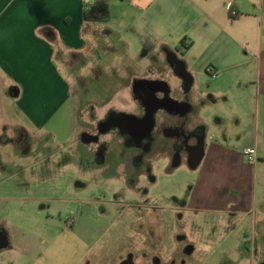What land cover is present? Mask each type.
<instances>
[{"label":"crops","instance_id":"0c3cea01","mask_svg":"<svg viewBox=\"0 0 264 264\" xmlns=\"http://www.w3.org/2000/svg\"><path fill=\"white\" fill-rule=\"evenodd\" d=\"M93 1L0 0V73L16 93L19 114L36 131L60 110L72 117L83 67L113 86L107 109L136 110L142 101L135 85L143 81L162 83L176 96L181 87L198 129L191 142L200 156L191 208L237 211L264 225V184L257 182L260 170L264 175V0H108L109 19L86 22L83 9ZM208 66L216 77L205 72ZM176 104L173 110L187 109ZM209 108L214 120L204 129ZM236 128L240 144L232 139ZM8 131L27 132L20 126ZM35 140L31 145L38 135ZM247 147L255 148V163L246 161ZM20 155L10 167L0 161V264H92L91 240L86 245L75 232L86 208L76 209L71 224H53L42 198L48 195L31 185L21 189L24 178L42 176V160L26 164ZM51 156L42 159L52 162Z\"/></svg>","mask_w":264,"mask_h":264},{"label":"rangeland","instance_id":"374dc122","mask_svg":"<svg viewBox=\"0 0 264 264\" xmlns=\"http://www.w3.org/2000/svg\"><path fill=\"white\" fill-rule=\"evenodd\" d=\"M82 71L83 84L77 87L79 92L73 91L80 98L79 108L72 117L58 111L44 131H36L19 114L13 87L0 73V161L10 167L17 154L27 158L26 164L42 160L38 165L42 176L31 181L24 178L21 189L31 185L33 191L48 195L42 197L51 206L53 220L48 219L56 225L68 224V219L78 217V207L86 208L75 232L86 245L91 240L92 264H120L130 258L135 264H264V225L254 223L252 215L237 211L219 215L191 208L199 167L190 162L195 150L191 142L198 138V129L181 87L179 96L168 90L161 96L186 104L187 110L159 106L148 113L151 130L135 134L128 121L142 122L144 105L133 111L107 109L113 86L89 67ZM203 115L206 129L214 116L210 108ZM83 125L87 130L80 131ZM16 126L26 127L27 132L8 131ZM238 132L236 128L232 139L240 144ZM67 134L69 141L63 142ZM37 135L39 140L31 145ZM50 154L52 162L42 159ZM257 176L262 187L261 170ZM58 209L61 213L55 212Z\"/></svg>","mask_w":264,"mask_h":264},{"label":"flooded vegetation","instance_id":"af4514ba","mask_svg":"<svg viewBox=\"0 0 264 264\" xmlns=\"http://www.w3.org/2000/svg\"><path fill=\"white\" fill-rule=\"evenodd\" d=\"M139 85H141V87H139L137 89L140 92L136 93V95L138 96L141 93L143 94L140 96L143 98L141 100L142 101L141 103L144 105V112L143 113L141 112V114H143L147 117V114L149 112H152V111L156 112V110L159 109V106H166V104L169 103V101L167 99L162 98L164 96H161V94L164 95V91L166 92V90H167L164 84H162V83L160 84L157 82H155L153 84L152 82H150V83H144V84L140 83ZM162 90H163V92H160ZM157 100H158V103H157ZM174 103H176V102L174 101ZM155 104H157L158 106L156 108L152 109L151 111H148L152 107H154L153 105H155ZM175 105H177V104H175ZM180 108L181 107L178 106L176 110L178 111V109L180 110ZM174 109H175V107H174ZM128 125H129L130 130L132 132H134L135 134H141V133H143V132L145 133V131H147V130H144V126L142 127V124L139 121H134L133 119L131 121L130 120L128 121ZM168 131H170V130H168ZM126 261H130L133 264H135V261L132 258L127 259ZM141 264H147V263H146V261H144V263H141Z\"/></svg>","mask_w":264,"mask_h":264},{"label":"trees","instance_id":"16d2710c","mask_svg":"<svg viewBox=\"0 0 264 264\" xmlns=\"http://www.w3.org/2000/svg\"><path fill=\"white\" fill-rule=\"evenodd\" d=\"M83 20L86 22H104L110 17V4L108 0H94L86 5L82 12Z\"/></svg>","mask_w":264,"mask_h":264},{"label":"water","instance_id":"95a60500","mask_svg":"<svg viewBox=\"0 0 264 264\" xmlns=\"http://www.w3.org/2000/svg\"><path fill=\"white\" fill-rule=\"evenodd\" d=\"M182 68V67H181ZM180 76L182 77V79L185 81L184 83H185V85H188V83H187V81H188V79L186 80V74H185V70L184 69H181V71H180ZM15 95H16V93H15ZM157 103H158V100H157ZM176 103H174V101L173 100H170L169 101V103H167L166 104V107L168 108V109H171V110H173L174 109V105H175ZM156 105V106H155ZM155 105H153L154 107H152L150 110H148V111H151L152 109H154V108H156L158 105L157 104H155ZM187 109L185 108V110L184 111H186ZM141 124H142V127L144 126V130H151V128H152V121H151V119H150V116L147 114V117H145L144 118V120L142 121V122H140ZM169 132V131H168ZM199 158H200V156L197 154V153H191V156H190V162L191 163H193V164H196V163H198L199 162ZM3 246H5V245H3V244H1L0 245V247H3ZM121 264H133L132 262H130V261H128V262H122Z\"/></svg>","mask_w":264,"mask_h":264},{"label":"built area","instance_id":"2783aa9c","mask_svg":"<svg viewBox=\"0 0 264 264\" xmlns=\"http://www.w3.org/2000/svg\"><path fill=\"white\" fill-rule=\"evenodd\" d=\"M232 14H235V11L231 12ZM205 72L210 76V77H216L217 76V71L213 67H206ZM243 155L248 163H255L257 160V155H256V150L254 147H247L243 151ZM72 220L68 219V224H71Z\"/></svg>","mask_w":264,"mask_h":264}]
</instances>
